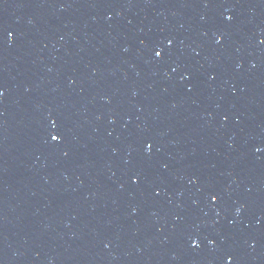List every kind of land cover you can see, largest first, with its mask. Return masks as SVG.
<instances>
[{
	"label": "water",
	"instance_id": "obj_1",
	"mask_svg": "<svg viewBox=\"0 0 264 264\" xmlns=\"http://www.w3.org/2000/svg\"><path fill=\"white\" fill-rule=\"evenodd\" d=\"M0 264H264V0H0Z\"/></svg>",
	"mask_w": 264,
	"mask_h": 264
},
{
	"label": "snow or ice",
	"instance_id": "obj_2",
	"mask_svg": "<svg viewBox=\"0 0 264 264\" xmlns=\"http://www.w3.org/2000/svg\"><path fill=\"white\" fill-rule=\"evenodd\" d=\"M160 55H161V53H160V52H156V56H158V57H159ZM57 139H58V137H57V136H52V140H53V141H55V140H57ZM212 199H213V200H215V199H216V197H215V196H213V197H212ZM193 244H195V241H193Z\"/></svg>",
	"mask_w": 264,
	"mask_h": 264
}]
</instances>
